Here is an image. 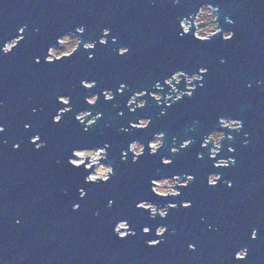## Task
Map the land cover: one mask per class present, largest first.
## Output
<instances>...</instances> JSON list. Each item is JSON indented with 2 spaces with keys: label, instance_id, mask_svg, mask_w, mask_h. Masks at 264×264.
Instances as JSON below:
<instances>
[{
  "label": "water",
  "instance_id": "obj_1",
  "mask_svg": "<svg viewBox=\"0 0 264 264\" xmlns=\"http://www.w3.org/2000/svg\"><path fill=\"white\" fill-rule=\"evenodd\" d=\"M208 5L221 33L198 42L190 21L181 39L180 20H190ZM22 27L23 41L11 54H0V125L6 129L0 135V264H238L232 257L242 247L249 249L244 264H264V0H0V47L19 36ZM77 27L85 28L84 42L96 41L108 28V46L97 45L93 60L81 46L71 60L44 63L47 48L61 35L75 34ZM228 31L234 35L226 42L222 36ZM121 47L130 49L122 58L117 54ZM200 67L208 71L203 86L194 82L191 98L167 108L145 97L147 106L134 114L125 107L135 91L150 92L174 71L191 75ZM81 80H95L97 87L85 90ZM119 83L128 85L123 95L116 94ZM178 87L184 90L183 82ZM105 89L113 91L114 101L105 102L101 95L95 107L85 103L86 96ZM61 95L71 97L73 112L57 126L51 120L64 107L57 103ZM82 110L102 113L87 134L74 119ZM220 117L242 120V130L221 129ZM140 118L151 119L149 128L120 131ZM213 130L226 136L216 161L232 157L234 166L215 169L216 161L208 158L212 145L200 147ZM159 132L165 140L157 155L146 150L138 164L131 163V154L128 163L121 162L127 144H148L151 151L148 142ZM36 134L45 144L39 151L30 142ZM185 139L192 145L172 155L170 148ZM104 143L110 145L108 158L99 162L110 164L115 175L107 184L86 185L88 173L67 163L70 151ZM13 144L19 149L14 151ZM229 147L235 152L229 153ZM197 153L204 159H196ZM161 158L174 163L165 167ZM212 173L222 177L215 188L207 184ZM186 174L195 179L188 188H177L179 197L151 193V179ZM81 187L88 193L84 200L78 195ZM143 200L158 208L178 207L163 220L151 219L135 207ZM186 201L189 209L180 207ZM77 203L80 209L73 212ZM121 220L129 222L135 237L120 240L113 234ZM160 226L168 229L162 238L155 235ZM144 227L150 234H143ZM253 228L259 230L255 242L250 240ZM156 239L159 245L147 246ZM189 243L195 251H189Z\"/></svg>",
  "mask_w": 264,
  "mask_h": 264
},
{
  "label": "clouds",
  "instance_id": "obj_2",
  "mask_svg": "<svg viewBox=\"0 0 264 264\" xmlns=\"http://www.w3.org/2000/svg\"><path fill=\"white\" fill-rule=\"evenodd\" d=\"M178 3V0H177ZM214 11V8L211 5L200 7L198 14L196 15V21L197 24L203 23L208 25L204 28H197V31L195 33V40L201 43L209 42L211 38L217 36L221 33V28L217 27L216 17L212 14ZM212 21H215V23H212ZM226 23L231 25L233 24V20L226 18ZM180 26L183 29V33L185 35L189 32V26L186 19L180 20ZM25 29L22 27L19 29V32L21 33L19 36H17L14 39H11L8 42L3 43V46L0 47V53H2L4 56H7L12 53L13 49L17 48V44L20 40L24 39L23 33ZM104 32L109 31L108 28H105L103 30ZM85 32L84 27H77L75 28V35L73 34H63L59 36L55 43L56 45H59V47L51 46L47 48V54L44 57V63L48 65H53V61L56 63L64 62L68 57L73 58V53L76 52V49L78 45L81 43L82 39L81 37L83 35H80L81 33ZM234 33L231 31L224 32L222 39L224 41H231L233 39ZM79 36V39L77 37ZM75 37V39H73ZM180 38L182 39L183 36L180 34ZM115 40V38H113ZM20 44V43H19ZM95 44V41H91L85 44V48H92ZM124 51L123 48L118 49V53H122ZM71 60V59H70ZM89 60H93V57L91 54L89 55ZM36 64H40L41 60L39 57L35 59ZM221 63H224L223 60H221ZM205 76L204 70L201 69V74L199 78H197L196 74H187L183 70H177L171 73L167 78L163 80V83H161L159 80H157L154 85H152L153 90L147 91V90H141V91H135L130 95V97L127 99L125 107H127L129 113L134 114L138 109H144L145 104L148 103V101L145 99V97H149L152 101L156 102L157 106H160L161 104L164 105V107L169 108V106H172L173 104L180 102L183 98L192 97L193 90L196 91V87L194 82L201 83L202 85V78ZM183 82L184 84V90H180L178 86L181 85ZM81 87L83 88H91L94 86L93 83H89L87 80H81L80 81ZM128 86H125L124 84L121 85L120 88L116 89L117 95H123L125 93V90ZM248 87H251L249 84ZM165 88L168 89L167 93H165ZM147 93V95H145ZM99 96H103V99L105 102L112 101V98L114 96V93L110 89L102 90L101 93H98ZM58 100H60L63 103H67L68 97H58ZM85 103L89 105L96 104L97 101V95L92 96H86ZM33 113L36 112V109L34 108ZM62 111L58 110L57 115L53 117V122L59 121L62 115ZM119 116H123L124 113L121 111L118 113ZM166 115L165 111L160 112V116ZM77 121H79V124L82 125L85 129L92 126L95 121L102 119V113L97 112L95 115L91 111L86 112H79V114L76 115ZM85 121H87L85 123ZM152 121L150 118H140L138 122H130L129 127L124 128L122 127L120 129L121 132L127 134L130 129H147L151 125ZM198 123V122H197ZM218 125L221 129H227L233 132H239L243 128V121L239 119H226L224 117H220L218 120ZM31 125L25 123L24 129L26 131L30 130ZM5 133V127L3 125H0V135ZM247 135V134H246ZM226 138L225 132L222 130H213L209 134L205 135L203 137L202 143L200 144V147L202 149H209V145L211 144L212 147L208 151V158L210 160L216 161V158L218 155L221 154L222 151V141H224ZM38 139L37 135H34L31 138V144L35 145V150L39 151L40 149L45 147V144L43 142L36 143ZM164 140H165V134L163 132H159L154 134L153 138L148 142L151 147L150 154L152 156H155L158 154V152L164 147ZM228 141L233 140L232 135L227 136ZM5 144H7V140L4 141ZM177 142L175 138L172 141V144L175 145ZM193 143L192 139H185L182 143H179V147L172 146L170 148V153L173 155L175 153H179L185 149H188ZM104 148L95 147V148H83L79 150L73 151V157H70L68 159V165H72L73 169L80 168L82 165L83 172L88 173L83 177V183L86 185H89L95 181H100V183L104 184L105 182L109 181V179L112 177L114 168L108 164L107 167H97L95 172L88 171L89 169L93 168V165H96L98 161L103 157L105 161H107L108 158V149L110 148V145L108 143H104ZM13 150H18L20 145L19 144H13ZM129 152L132 154H135L134 157L136 159H140L142 156H144V148L141 144H138L136 142H131L128 146ZM229 153H234L235 149L232 147H229L227 149ZM201 158L204 159V156L202 153H197L196 159L201 160ZM121 162L125 163L126 156L124 151H121L120 154ZM171 158H161L160 163L167 167L169 166ZM86 160H90V162L86 163ZM236 160L232 157H229L228 159H219L216 161L212 166L215 169H227L230 165H235ZM195 177L190 174H186L183 176L181 175H171L167 178H158V179H151L150 181V191L151 193L161 199H167V198H176L181 195V192L177 190V188H181L184 185H188L190 182H193ZM222 177L220 174L212 173L207 178V184L209 187H217L218 183L221 181ZM227 187L232 188L233 185L231 182H227ZM78 195L80 200H84L88 193L84 190L83 187L79 188ZM113 205V200H108V207L111 208ZM136 209H145L150 214L151 219H155L157 215L163 220L168 217L169 210L170 209H176L178 205L176 203H168L164 207H157L156 204L149 202L148 200H143L139 203H136ZM180 207L184 209H189L192 207V204L190 201L182 202ZM80 209V204H74L72 207V211L76 212ZM168 229L165 226H160L156 228L155 235L157 237H164V233L167 232ZM252 238L255 239L257 229L253 228L252 230ZM143 234L148 235L150 234V228L144 227L142 229ZM113 234L118 237L120 240H124L128 236L135 237L137 233L133 231L130 227L127 221L121 220L118 222L114 229ZM148 247H155L156 244H160L161 240H149L146 242ZM195 245L188 244L189 251H194ZM245 255H249V249L247 247H243L241 250L236 252V256L238 258H243Z\"/></svg>",
  "mask_w": 264,
  "mask_h": 264
},
{
  "label": "snow or ice",
  "instance_id": "obj_3",
  "mask_svg": "<svg viewBox=\"0 0 264 264\" xmlns=\"http://www.w3.org/2000/svg\"><path fill=\"white\" fill-rule=\"evenodd\" d=\"M179 28L180 29H182L181 28V26H180V22H179ZM85 34V32H83V33H81L80 35H84ZM181 36H187V35H185L184 33H183V29H182V31H181ZM111 35V31L109 30V31H107V32H102V34H101V37L100 38H98L96 41H95V44L93 45V47L92 48H85V44L86 43H88V42H84V41H81V43L78 45V47H77V49H76V52H74L73 53V56L75 55V54H77L79 51H80V49H81V46H82V48H83V50H84V52H86V53H90L91 54V56L93 57V59L95 58V56H94V53H95V50H96V48H97V45H99V46H101V47H107L108 46V44H109V40L107 39L109 36ZM77 39H79V36L77 37ZM23 40H20L19 42H18V44H17V46L19 45V43H21ZM111 43L112 44H116L117 43V40L115 39H112V41H111ZM121 48H123L124 49V51L122 52V53H118V51H117V54L122 58V57H124V56H126L128 53H129V51H130V49L129 48H127V47H121ZM0 54H2V53H0ZM89 54V55H90ZM3 55V54H2ZM89 55L87 56V59L89 60ZM66 59H72L71 57H68V58H66ZM53 64H55L56 62L55 61H53L52 62ZM201 69H203L204 70V74L206 75L207 74V68H205V67H200L199 69H198V71H197V78H199V76H200V74H201ZM89 83H93L94 84V86L93 87H91V88H83V89H85V90H89V91H91V90H93L95 87H97V81H95V80H92V81H89ZM122 84H124L125 86H128L127 84H125V83H119L118 84V86H117V88H120L121 87V85ZM116 88V89H117ZM138 91H140V90H138ZM195 92V90H193V93ZM193 93L191 94V95H193ZM92 95H97V101H96V104H94V105H92V107H95L97 104H98V102H99V100H100V96L98 95V94H91V95H89V96H92ZM145 95H147V93H145ZM63 96H67V95H61L60 97H63ZM68 97V101H67V103H63V102H61L60 100H58L57 99V103L58 104H60V105H63L64 107H62V108H60L59 110H61L62 111V115H61V118H60V120L59 121H56V122H53V117H55L56 115H57V112L52 116V120H51V122L54 124V125H57V126H59L61 123H62V118L65 116V115H67V114H70V113H72L73 112V108L71 107V97H69V96H67ZM114 99H115V96H113V98H112V101H114ZM111 102V101H110ZM147 106V103L145 104V107ZM172 106H169V108H171ZM86 111H89V110H82V111H80V112H86ZM92 112V111H91ZM74 119H75V121H77V119H76V115H75V117H74ZM98 121L99 120H97V121H95V123L92 125V126H90V127H88L87 129H85L84 127H82V131H83V133H85V134H87L89 131H90V129L93 127V126H95L97 123H98ZM78 122V121H77ZM82 126V125H81ZM5 131H6V129H5ZM37 136H38V139H37V141H36V143H40V141H41V139H42V137H41V135L40 134H36ZM130 144V143H129ZM129 144H127V146H126V149L125 150H123L124 151V153H125V156H126V161H125V163H128V158H129V155L131 154V157H132V159H131V163L132 164H138L139 162H140V159L143 157H141L140 159H136L135 157H134V155L131 153V152H129V150H128V146H129ZM104 146H105V144H102V145H100L99 147L100 148H104ZM83 148H88L87 146H81V147H77V148H74V149H72L71 151H70V157H73V151L74 150H79V149H83ZM91 148H95V147H91ZM146 150H147V154L148 155H151L150 154V151H148V144L147 145H145V148H144V155H145V153H146ZM179 153H175V154H173V155H178ZM74 158V157H73ZM69 159V158H68ZM68 159H67V162H68ZM201 160H203V158H201ZM174 163V161L172 160V159H170V163H169V166H171L172 164ZM71 168H73V166L72 165H69ZM83 168V166L81 165L80 166V168H75V170H81ZM89 172L91 171V169H89L88 170ZM115 175V171L113 172V175H112V177ZM191 175V174H190ZM111 177V178H112ZM111 178L109 179V181H107V182H105L104 184H107V183H109L110 182V180H111ZM98 184H100V181H95V182H93V183H91V184H89V185H98ZM189 185H190V183L188 184V185H184V186H182V189L183 188H188L189 187ZM213 188H215V186L213 187ZM84 190H85V188H84ZM86 191V190H85ZM114 204H115V201H113V205H112V207L114 206ZM111 207V208H112ZM136 207V206H135ZM187 209V208H186ZM139 210H141V211H144V212H147V210H145V209H139ZM172 210H175L174 208L172 209ZM124 221H127V220H124ZM128 222V221H127ZM128 224H129V222H128ZM129 227H130V224H129ZM166 234V232L163 234V235H165ZM160 238H162V237H160ZM259 239V230H257V232H256V237H255V239H253L252 238V231H251V233H250V240L251 241H253V242H255L256 240H258ZM156 240H159V239H156ZM189 244H192V243H189ZM157 245H159V244H156L155 246H157ZM194 245V244H193ZM243 248V247H242ZM242 248H240V250L242 249ZM196 249L194 248V251H195ZM239 251V250H238ZM236 252L237 251H235V253H234V255H233V257H232V259L235 261V262H238V264H244V262L247 260V258H248V255H245L243 258H238L237 256H236Z\"/></svg>",
  "mask_w": 264,
  "mask_h": 264
},
{
  "label": "rangeland",
  "instance_id": "obj_4",
  "mask_svg": "<svg viewBox=\"0 0 264 264\" xmlns=\"http://www.w3.org/2000/svg\"><path fill=\"white\" fill-rule=\"evenodd\" d=\"M202 7H204V6H202ZM197 14H198V13H197ZM212 14H213V13H212ZM190 21H192V24H193V26H194V28H195V33H196V31H197V28H204V27H207V26H208V25L203 24V23L197 24L196 16H195L194 18L190 19V20H187V23H188V26H189V27L191 26V24L189 23ZM212 23H215V22L212 21ZM68 34H73V35H75L74 33H68ZM73 39H75V37H74ZM54 46L59 47V45H54ZM136 143H138V142H136ZM138 144H140V143H138ZM88 162H90V160L86 161V163H88ZM100 166L107 167L106 165H103V164H101V163L98 161V163H97L96 165H93V168L91 169V171L94 173L95 170L97 169V167H100Z\"/></svg>",
  "mask_w": 264,
  "mask_h": 264
},
{
  "label": "built area",
  "instance_id": "obj_5",
  "mask_svg": "<svg viewBox=\"0 0 264 264\" xmlns=\"http://www.w3.org/2000/svg\"><path fill=\"white\" fill-rule=\"evenodd\" d=\"M197 13H198V12H197ZM197 13H196V15H197ZM196 15H195V16H196ZM213 15H214V13H213ZM195 16H194V17H195ZM194 17H193V18H194ZM190 19H192V18H190ZM186 20H189V19H186ZM194 33H195V29H194Z\"/></svg>",
  "mask_w": 264,
  "mask_h": 264
}]
</instances>
